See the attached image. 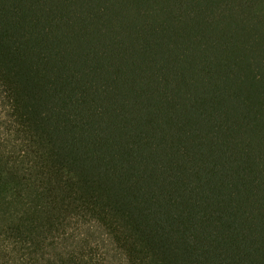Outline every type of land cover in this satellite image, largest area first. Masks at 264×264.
Segmentation results:
<instances>
[{
	"label": "trees",
	"instance_id": "1",
	"mask_svg": "<svg viewBox=\"0 0 264 264\" xmlns=\"http://www.w3.org/2000/svg\"><path fill=\"white\" fill-rule=\"evenodd\" d=\"M0 264H264V0H0Z\"/></svg>",
	"mask_w": 264,
	"mask_h": 264
}]
</instances>
